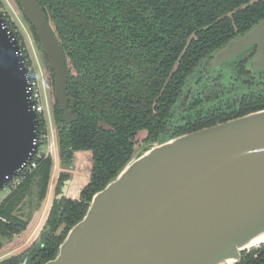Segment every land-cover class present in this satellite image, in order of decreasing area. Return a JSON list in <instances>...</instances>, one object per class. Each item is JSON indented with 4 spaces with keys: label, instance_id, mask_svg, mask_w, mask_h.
Instances as JSON below:
<instances>
[{
    "label": "water",
    "instance_id": "1",
    "mask_svg": "<svg viewBox=\"0 0 264 264\" xmlns=\"http://www.w3.org/2000/svg\"><path fill=\"white\" fill-rule=\"evenodd\" d=\"M20 2L38 29L55 72L56 97L70 122L76 116L68 109L63 50L38 1ZM252 47L250 67L264 71V19L220 49L213 66ZM27 75L19 43L0 17V189L37 150L33 140L39 120L29 100ZM70 183L65 181L58 199L67 196ZM43 226L19 253L34 241L41 243L49 229ZM263 237L261 109L136 150L93 195L55 257L43 264H236L245 251L263 244H257Z\"/></svg>",
    "mask_w": 264,
    "mask_h": 264
},
{
    "label": "trees",
    "instance_id": "2",
    "mask_svg": "<svg viewBox=\"0 0 264 264\" xmlns=\"http://www.w3.org/2000/svg\"><path fill=\"white\" fill-rule=\"evenodd\" d=\"M39 2L72 65L68 69L69 107L78 119L66 124L58 103L53 111L60 160H70V149H90L94 164L79 200L54 202L43 226L50 230L43 233L40 244L34 241L24 250L29 251L26 264H43L55 257L68 231L85 215L93 195L134 156L139 130H147L143 141L151 144L214 124L168 130L172 108L201 61L264 19V0ZM261 109L264 94L243 97L241 111L233 118ZM53 165L52 157L41 161L0 201V253L17 248L27 238L33 221L16 211L25 203L34 179L39 203L46 199ZM60 177L61 181L68 174L59 173L55 190ZM21 253L0 264H21ZM236 264H264V243L245 251Z\"/></svg>",
    "mask_w": 264,
    "mask_h": 264
},
{
    "label": "flooded vegetation",
    "instance_id": "3",
    "mask_svg": "<svg viewBox=\"0 0 264 264\" xmlns=\"http://www.w3.org/2000/svg\"><path fill=\"white\" fill-rule=\"evenodd\" d=\"M37 1L40 4L39 0ZM16 2L31 32L30 34L31 41L33 43L34 51H35V54L37 55V59L39 61L42 74H43L44 91L47 97L48 109L51 112L52 123L56 124L55 119H54V112H53L54 105L58 103V105L60 106V104H59V101L55 93V72L49 66L48 57L42 47V42L38 34V29L32 24L30 19L24 14L20 0H16ZM40 6L46 17L47 24L53 30L54 35L59 45L61 46L64 56H65V66H66V75H67L68 109L72 112L73 115L76 116V118L70 122H66L65 117H64V110L61 106L60 107L63 110L64 122L66 124H69L78 119V115L74 113L69 107L68 69L69 68L72 69L71 67L72 65H71L67 52L63 48L58 38L56 29L53 23L51 22V19L49 18L48 14L45 12L41 4ZM236 37L237 36L231 38L229 41H231L232 39ZM229 41H227L220 48L216 49L213 53H211V55L206 56L201 61V63L195 68L192 74L189 75L187 84L184 87L182 94L176 101L174 108H172L173 114L168 123V130H170L171 132H173V129L179 130L181 127L182 128H195L199 125H206L210 123H214L212 125H215L217 123H222V122L234 119L236 117L233 118V116H235L237 113L241 111L238 109H239V105L243 97L248 98L251 95L264 94V71L253 70L251 69L250 64H249L250 59L252 58V56L254 55L256 51L255 47H252V49L248 53L249 55H247L246 59L243 62L242 61L238 62V60L242 58V55L236 57L234 60L226 61V62H229V66H231L229 70L230 73L228 74V76H225L222 70V67H221L225 62H221L213 66V61L215 60L217 52L220 49H222ZM35 45L37 46V48L39 47L40 55L38 54ZM217 66L219 67L218 71L215 70V67ZM225 80H226V83H225ZM212 125H208V126H212ZM208 126H203L199 129H202ZM199 129H196V130H199ZM143 130L146 131L145 134H141V131ZM146 135H147L146 129H142L137 132V135L135 137L136 146L139 145V143H144L143 140L146 137ZM56 152H57L58 159L63 169L61 172L68 174V177L66 178L64 177L61 181H60L61 177L59 178V182L57 184L54 197L51 198L52 196L50 194V201L47 206V210L44 213V217L40 223V226L43 223L46 224L45 220H47L48 213L51 210V207L53 206L55 201L59 203H65L67 200H71V201L79 200L81 198L82 190L89 184L91 180V176H92V170H93V164H94L92 150L90 149L88 150L70 149L68 152V155L70 156V160L68 161L66 160V162L65 161L61 162L60 160L59 143H57ZM83 153H87L86 157H87V162L89 163V164L87 163V168L90 174H89L87 183L81 186V188L79 189L80 190L79 194L77 196H66V197H62L58 199L57 195L61 193L62 186L65 184V181L69 179L71 180V183L73 181L71 178L72 173L67 172V170L74 167L75 156L81 155ZM75 171L76 170L74 169L73 172L75 173ZM55 182L56 180L54 178L52 189H53V186H55ZM71 183L68 185L69 188L71 186ZM69 188H68V191H69ZM52 191L53 190H51V192ZM48 227L49 226H46V228ZM46 228H43L42 230ZM49 230H50V227L47 231ZM26 246L24 245L23 247H26ZM25 253H28V256L24 264H26L29 258V251L26 250L23 253H21V263H22V258L25 255Z\"/></svg>",
    "mask_w": 264,
    "mask_h": 264
},
{
    "label": "built area",
    "instance_id": "4",
    "mask_svg": "<svg viewBox=\"0 0 264 264\" xmlns=\"http://www.w3.org/2000/svg\"><path fill=\"white\" fill-rule=\"evenodd\" d=\"M0 17L3 19V27L12 33L14 39L19 43V54L23 56V61L28 69L27 83L29 100L32 101V108L38 115V127L33 143L37 145V150L32 153L31 159L21 165L16 176L10 178L6 184L11 188L17 187L27 177H29L39 166L40 162L48 157H53L56 153L55 142L52 136V118L48 109L47 97L44 91V79L39 61L32 54L27 38L13 18L9 7L0 0ZM5 221L4 218H1Z\"/></svg>",
    "mask_w": 264,
    "mask_h": 264
},
{
    "label": "rangeland",
    "instance_id": "5",
    "mask_svg": "<svg viewBox=\"0 0 264 264\" xmlns=\"http://www.w3.org/2000/svg\"><path fill=\"white\" fill-rule=\"evenodd\" d=\"M4 3L9 7L10 11L12 12L13 18L15 19L18 26L20 27V29L22 30V32L24 33V35L27 38V42L29 44V47L31 49L32 54L37 59V55L35 54L34 46H33V43L31 41V36H30L31 32H30L29 27L27 26V24L25 22V19H24L23 15L19 9V6H18L16 0H4ZM33 41H34V39H33ZM34 44H35V42H34ZM35 47L37 49L38 54L40 55L39 47L37 48L36 45H35ZM221 67H222V70H223L225 76H228V74L230 73L229 70L231 67V66H229V62H225ZM218 69H219L218 66L215 67L216 71H218ZM225 83H226V80H225ZM51 133H52L51 138L54 140L55 148H56L57 143H58V132H57V125L56 124H52ZM145 133H146L145 130L141 131V134H145ZM144 145H145L144 143H139V145L136 146V150H141V148H143ZM86 155H87V153H83L81 155L75 156L74 167L70 171L72 172V171H74V169L76 171H75V173L72 172V174H71V178L73 181L71 183V186L69 188L67 196H77L79 194V191H80L79 189L81 188V186H83L84 184L87 183L90 172L87 168L88 162H87ZM53 160H54V165H53V171H52V180L50 183V189H49V192H48L46 199H44L43 201H41L39 203V199H38L39 189H38L36 179H34L31 186L29 187L28 195L26 197L27 199H26L25 203H23L16 211V214L21 215L25 218H31L32 219L33 224H34L32 229L33 230L35 229L36 233L40 230V228L43 224L40 227L38 226V228L35 225L40 224L41 221L43 220L44 213L46 212L47 206H48L49 201H50V194L52 196L51 198H53L54 193H55V186H56L57 178L59 176V173L63 170L61 163L58 159L57 152L53 155ZM54 178H55L56 182H55V186H53V189H52ZM51 190H53V191L51 192ZM11 191L12 190L10 189V187L7 184H5L0 189V201L2 199H4ZM32 229H31V231H32ZM23 244H25V243H23ZM23 244H21L20 246H18L15 249H9V250L1 252L0 253V261L5 259V258L10 257L11 255H13L17 252L19 253L22 249L25 248V247H23L24 246Z\"/></svg>",
    "mask_w": 264,
    "mask_h": 264
},
{
    "label": "crops",
    "instance_id": "6",
    "mask_svg": "<svg viewBox=\"0 0 264 264\" xmlns=\"http://www.w3.org/2000/svg\"><path fill=\"white\" fill-rule=\"evenodd\" d=\"M33 226H34V224L32 225V227H31V229L33 228ZM37 228H38V226L40 227V224H38V225H35ZM31 229H30V231H29V234H28V236H27V238L25 239V241L23 242V243H25V244H23V245H28V243L32 240V238L35 236V234H36V232H35V229L33 230L32 229V231H31Z\"/></svg>",
    "mask_w": 264,
    "mask_h": 264
},
{
    "label": "bare ground",
    "instance_id": "7",
    "mask_svg": "<svg viewBox=\"0 0 264 264\" xmlns=\"http://www.w3.org/2000/svg\"><path fill=\"white\" fill-rule=\"evenodd\" d=\"M262 242H264V237L261 238V239L258 241L257 244H261ZM226 264H235V263H233V262H227Z\"/></svg>",
    "mask_w": 264,
    "mask_h": 264
}]
</instances>
